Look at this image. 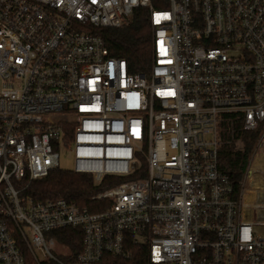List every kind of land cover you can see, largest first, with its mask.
<instances>
[{
	"label": "built area",
	"instance_id": "1",
	"mask_svg": "<svg viewBox=\"0 0 264 264\" xmlns=\"http://www.w3.org/2000/svg\"><path fill=\"white\" fill-rule=\"evenodd\" d=\"M138 8L152 60L131 73L92 30ZM236 124L259 136L235 191L219 148ZM262 149L264 0H0V264H93L130 244L146 264H264V221L245 213ZM63 152L95 185L119 179L91 196L101 209L29 193ZM67 228L73 262L50 234Z\"/></svg>",
	"mask_w": 264,
	"mask_h": 264
},
{
	"label": "trees",
	"instance_id": "2",
	"mask_svg": "<svg viewBox=\"0 0 264 264\" xmlns=\"http://www.w3.org/2000/svg\"><path fill=\"white\" fill-rule=\"evenodd\" d=\"M92 32L102 37L110 55L126 60L128 71L131 73L149 70L152 60V30L148 9L134 10L130 20L122 26L94 28ZM225 136L229 141L224 142L219 148V168L228 176L236 191L239 189V181L247 167L259 132L244 131L236 124L233 126V132L227 133ZM135 177V175H130L124 179ZM112 181L116 183L119 179L106 178L102 184L95 185L90 175L57 168L48 176L32 181L29 193L35 200L61 197L79 207L93 211L101 209V206L93 204L91 196L111 185ZM50 234L54 235L57 241L64 244L70 251V255H61V258L66 262L75 261L76 255L82 250L81 230L67 228L61 231H52ZM128 248L131 250L128 257L104 253L93 264H146V246L130 244ZM26 261V264H31L28 256Z\"/></svg>",
	"mask_w": 264,
	"mask_h": 264
},
{
	"label": "bare ground",
	"instance_id": "3",
	"mask_svg": "<svg viewBox=\"0 0 264 264\" xmlns=\"http://www.w3.org/2000/svg\"><path fill=\"white\" fill-rule=\"evenodd\" d=\"M256 163L259 164L258 167H254ZM257 178L264 180V155L262 154L255 158L249 174L245 190V213H249L250 219L264 221V185L256 184ZM247 206L250 208L248 209Z\"/></svg>",
	"mask_w": 264,
	"mask_h": 264
},
{
	"label": "rangeland",
	"instance_id": "4",
	"mask_svg": "<svg viewBox=\"0 0 264 264\" xmlns=\"http://www.w3.org/2000/svg\"><path fill=\"white\" fill-rule=\"evenodd\" d=\"M59 165H60V168L64 170H70L72 168L73 161H72V158L69 156L68 152H63L61 154ZM258 166H259L258 163L254 165V167H258ZM255 181H256V184L258 185H264V180L262 179L257 178ZM253 231L255 232V234L264 236V224H256L253 227Z\"/></svg>",
	"mask_w": 264,
	"mask_h": 264
}]
</instances>
